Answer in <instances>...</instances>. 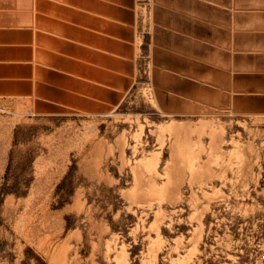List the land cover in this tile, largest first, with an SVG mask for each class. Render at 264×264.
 <instances>
[{
	"label": "rangeland",
	"instance_id": "374dc122",
	"mask_svg": "<svg viewBox=\"0 0 264 264\" xmlns=\"http://www.w3.org/2000/svg\"><path fill=\"white\" fill-rule=\"evenodd\" d=\"M264 116L0 103V264H264Z\"/></svg>",
	"mask_w": 264,
	"mask_h": 264
},
{
	"label": "crops",
	"instance_id": "0c3cea01",
	"mask_svg": "<svg viewBox=\"0 0 264 264\" xmlns=\"http://www.w3.org/2000/svg\"><path fill=\"white\" fill-rule=\"evenodd\" d=\"M171 116H264V0H0V103L105 115L144 78Z\"/></svg>",
	"mask_w": 264,
	"mask_h": 264
},
{
	"label": "built area",
	"instance_id": "2783aa9c",
	"mask_svg": "<svg viewBox=\"0 0 264 264\" xmlns=\"http://www.w3.org/2000/svg\"><path fill=\"white\" fill-rule=\"evenodd\" d=\"M263 259H264V257H263Z\"/></svg>",
	"mask_w": 264,
	"mask_h": 264
}]
</instances>
